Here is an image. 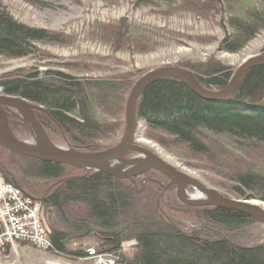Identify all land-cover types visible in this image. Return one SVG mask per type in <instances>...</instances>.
Listing matches in <instances>:
<instances>
[{
    "label": "trees",
    "instance_id": "16d2710c",
    "mask_svg": "<svg viewBox=\"0 0 264 264\" xmlns=\"http://www.w3.org/2000/svg\"><path fill=\"white\" fill-rule=\"evenodd\" d=\"M251 1L183 0L182 7L188 10L191 7L196 15L200 13V3L204 13L225 10L229 18L223 27L228 26L229 30L221 44L223 49L237 52L264 29V0H258L259 6ZM120 23H113L103 31L110 40L120 37L117 30L121 29ZM53 39L47 30L17 22L0 5V56H29L36 52V42ZM181 66L188 68L185 64ZM193 72L203 86L221 90L233 70L200 64ZM132 80L133 75L126 73L113 78L84 79L47 69L5 73L0 77V87L7 95L43 108L44 112L38 109L42 111L38 120L53 141L65 139L72 149L94 152L111 146H104L103 141L114 140L124 123V104ZM143 96L137 114L143 127L159 129L176 138L177 146L188 154L210 152L215 146L221 148L215 169L227 172L231 183H217L236 198L264 201V171L236 170L235 156L227 149L253 143L264 146V102L260 103L264 100V66L249 69L239 93L230 100L207 101L171 77L157 80ZM0 155L2 177L41 202L43 212L53 214L69 205H82L85 216L81 224L89 221L98 228L111 246L110 251L120 254L119 264H264V243L238 249L205 232L190 234L181 232L186 229H176L172 224L177 217L170 213L167 218L158 210L160 187L156 182L150 181L141 192L142 188L138 190L130 180L102 172L29 159L2 148ZM166 196L170 198L169 194ZM137 203L142 206L140 211ZM162 203L163 200L161 206ZM183 206L188 216L194 214V220L196 210ZM203 212L204 225H219L226 232L235 231L234 239L255 241L252 235L247 237L240 232L246 226L256 225L250 217L222 209ZM58 219L64 229L72 231L51 229L49 250L65 256L70 254L69 237L85 233L86 228L79 223L71 226L63 214ZM131 242H134L130 246L132 254L122 255L123 244ZM9 250L7 247L5 251Z\"/></svg>",
    "mask_w": 264,
    "mask_h": 264
},
{
    "label": "rangeland",
    "instance_id": "374dc122",
    "mask_svg": "<svg viewBox=\"0 0 264 264\" xmlns=\"http://www.w3.org/2000/svg\"><path fill=\"white\" fill-rule=\"evenodd\" d=\"M251 3L260 5L258 0H253ZM0 5L18 22L47 30L55 37L50 42H36L37 50L29 56L22 58L0 56V77L9 72L34 73L47 69L62 71L76 77L113 78L124 73H137L143 76L149 70L158 67L184 64L190 72L200 64H211L215 68L223 66L237 71L244 62L252 60L255 56L264 55V29L237 52L223 49L221 43L225 40L226 31L229 30L228 26L223 27V22L228 21L229 15L223 9V11L219 9L217 13L208 10L204 13L201 11L204 10L201 3L200 13L197 15L191 7L189 10L182 7L183 0L147 2L143 0H0ZM113 23L121 24V29H117L121 32L117 40H110L107 33L103 32ZM103 33L107 38L102 37ZM98 65L101 66V70ZM230 80L225 86L231 82ZM209 90L219 91L212 88ZM262 102L264 100L260 103ZM39 109L44 112L42 107ZM42 111L37 112L33 109L36 117ZM12 112L17 116L9 117L13 134L22 140H32L34 133L23 120L21 113L14 109ZM122 122L124 123L115 139L103 141L104 146H113L121 141L125 131V120L123 119ZM14 125H17V128ZM143 128L146 134L142 133L139 144L160 155L169 164L212 188L217 182H230L231 179L227 178L228 173L215 169V163L205 158L204 153H185L179 148L181 146H177L176 138L159 129ZM53 142L61 148L69 146L65 139ZM214 148L220 153L221 148L218 149L216 146ZM227 149L235 156L236 170L249 168L255 171L260 168L259 170L264 171V146L253 143ZM140 188L141 186L137 189ZM219 188L224 195L237 199L233 193ZM254 200L264 203L261 199ZM140 202L142 204V201ZM139 205L137 207L140 211L142 206ZM79 206L69 205L53 214L48 213V210L41 212L49 232L52 231L51 229H61L71 233L72 229H64L61 226L58 219L61 214L71 226L79 223V226L86 228L85 233L69 237L67 250L70 254L64 256L51 250H40L23 241L15 250L12 248L11 251L2 253L0 264H100L102 260L105 264H119L120 254L115 255L110 251L111 246L98 232V228L93 227L89 221L81 224L84 220L85 208ZM160 206L161 204L158 205ZM167 214H170V211H167ZM193 215L190 214L189 219L185 214L184 217L173 220L175 223L178 221L182 229L189 231L196 226L193 224ZM240 232L247 237L252 235L255 239L254 243L264 241L262 225H252ZM132 243L134 246V242L123 244L122 255L132 254L134 251L133 247H130Z\"/></svg>",
    "mask_w": 264,
    "mask_h": 264
},
{
    "label": "water",
    "instance_id": "95a60500",
    "mask_svg": "<svg viewBox=\"0 0 264 264\" xmlns=\"http://www.w3.org/2000/svg\"><path fill=\"white\" fill-rule=\"evenodd\" d=\"M256 66H264V55L258 58L253 57L252 60L244 62L232 76L231 82L219 91L206 89L198 82L193 72L179 66L166 65V67L156 71L146 72L127 96L124 116L125 131L121 141L116 146L94 152H80L74 148L72 149L69 144L67 147H59L51 140L42 123L35 116L33 109L38 111L39 107L20 97L0 93V146L17 156L20 155L29 159L33 158L38 161L72 168L102 172L122 180H134V178L149 172L150 169H154L162 172L171 180L169 187L172 185L177 187L178 199L182 204L190 207L212 206L225 210L239 211L264 226V208L255 204L254 202L256 201L254 199L245 201L233 200L227 195L225 196L214 189L207 188L199 180L192 178L184 171L178 170L174 165L157 157L153 151L136 144L137 138L142 135L144 129L138 124L136 102L150 84L158 79L170 76L184 83L194 94L205 100H228L238 93L246 72ZM12 109L21 113L23 120L32 130L34 136L35 133L37 134L38 141H22L13 134L9 116H17L12 112ZM128 152H139L140 156L126 160L123 156ZM186 186H192L200 191L203 194L202 200L192 201L186 199L183 190ZM166 189L164 187L161 195Z\"/></svg>",
    "mask_w": 264,
    "mask_h": 264
},
{
    "label": "built area",
    "instance_id": "2783aa9c",
    "mask_svg": "<svg viewBox=\"0 0 264 264\" xmlns=\"http://www.w3.org/2000/svg\"><path fill=\"white\" fill-rule=\"evenodd\" d=\"M0 211L6 221L0 229V253L17 241H26L38 249L49 248V234L41 219L39 202L21 188L5 182L0 175ZM11 211V213H8Z\"/></svg>",
    "mask_w": 264,
    "mask_h": 264
},
{
    "label": "bare ground",
    "instance_id": "6f19581e",
    "mask_svg": "<svg viewBox=\"0 0 264 264\" xmlns=\"http://www.w3.org/2000/svg\"><path fill=\"white\" fill-rule=\"evenodd\" d=\"M14 18V17H13ZM16 20V19H15ZM17 21V20H16ZM18 22V21H17ZM20 23V22H19ZM37 28V27H36ZM104 36V34L102 35V37ZM256 58H258L259 56H255ZM262 57V56H261ZM174 66V65H173ZM179 67H181V68H183V69H185V70H187L185 67H183V66H181V65H179ZM98 68L101 70V67H99V65H98ZM162 67H158V68H156V69H152V70H149L148 72H153V71H156V70H158V69H161ZM236 73V71H234L233 70V73H232V76L234 75ZM133 75V80H132V84H131V86H132V88L130 89V91L128 92V94L126 95V101H125V104H124V108H125V106H126V102H127V99H128V95H129V93L133 90V88L135 87V84L137 83V82H139L142 78H143V76H140V74H137V73H134V74H132ZM231 76V77H232ZM76 77V76H75ZM167 77H170V76H167ZM167 77H163V78H167ZM78 78H80V77H78ZM81 78H84V79H90V77H88V76H83V77H81ZM163 78H161V79H163ZM171 78H174V77H171ZM176 79V78H175ZM158 80H160V79H158ZM177 80V79H176ZM155 83V82H154ZM153 84V83H152ZM152 84H150L147 88H149ZM205 87V86H204ZM146 88V89H147ZM206 88V87H205ZM146 92V90L140 95V97H139V99H138V101L136 102V107H137V113H138V110H139V106H140V104H141V102H142V100H143V98H144V93ZM87 110H88V107L86 108ZM125 110H126V108H125ZM125 112V111H124ZM9 117H11V116H9ZM10 126H11V123H10ZM140 126H143V125H140ZM28 137V136H27ZM27 137H24V138H27ZM22 140V139H21ZM22 141H27V142H29L28 140H26V139H23ZM32 141L33 142H35V141H38V136H37V134L35 133V136H34V138L32 139ZM31 142V141H30ZM0 148H2L1 146H0ZM3 150H5L4 148H2ZM6 152H10L9 150L7 151V150H5ZM10 153H12V152H10ZM204 153H206V154H203L204 155V157L205 158H207L208 160H210V161H212L213 163H216L217 161V159H219L218 157H219V153H217L216 152V150H215V148H213L212 150H210V152L209 151H206V152H204ZM14 154V153H13ZM1 156V155H0ZM1 174V173H0ZM193 178V177H192ZM195 178V177H194ZM196 179V178H195ZM198 180V179H197ZM200 181V180H199ZM201 182V181H200ZM201 184L203 185V186H205V187H207V188H210V189H214V190H216L217 192H219V193H221V194H223L222 193V191L220 190V188L219 187H221L222 188V186H220L218 183H215L214 184V188H212V187H210V186H208V185H206L205 183L203 184L202 182H201ZM185 188H188V189H186L185 191H187V193L189 194V196H188V200H192V201H198V200H202V197H203V194L200 192V191H198L196 188H194V187H192V186H186ZM189 189H191L192 191H193V193L194 194H192V191H190ZM223 189V188H222ZM25 194V193H24ZM26 195V194H25ZM224 195V194H223ZM26 196H28V195H26ZM226 196V195H225ZM29 197V196H28ZM177 197H178V195H177ZM31 198V197H30ZM232 199V198H231ZM249 199V198H248ZM248 199H242V198H238L237 197V199H233V200H241V201H245V200H248ZM178 201H180L179 199H178ZM177 201V202H178ZM176 202V199H174V201L172 200V201H169V203H170V205H168V204H163L161 207H158V210L160 211V213L162 214H165V217H169V215L170 214H167V211H170V213H172V214H174V215H177V216H175V217H178L179 219L181 218V217H184V215L186 214V213H184L187 209L183 206V205H181L180 203H177ZM253 202V201H252ZM255 204H257V205H261V207L262 208H264V203H262V202H254ZM156 204H157V202H156ZM158 205V204H157ZM193 208H195L196 209V212H195V218H194V221H193V224H196V226H195V228L193 229V230H189V231H187V230H184V231H181L182 230V226H180L179 225V223L177 224V223H173V226L176 228V229H178V230H180L181 232H186L187 231V233H190V234H194L195 232L196 233H200V234H202L201 232H205V233H207V234H211V236H213L214 238H218V239H222L223 241H225L227 244H230L231 246H234V247H236V248H246V249H249V247L248 246H250V245H261L262 243H264V241L263 242H261V243H254V242H252V241H250V242H248V240H243L244 238H239L238 240L237 239H234L235 237H234V232L235 231H232V232H226L225 230H224V228L223 227H220L219 225H217V226H212V225H205V226H202V225H204V223H205V217H204V215H205V213L203 212V211H205V212H207V211H215L216 209H222V210H225V209H223V208H218V207H212V206H205V207H203V206H194ZM227 210H229V211H233V210H230V209H227ZM226 210V211H227ZM234 212H237V211H234ZM239 212V211H238ZM237 212V213H238ZM8 213H11V211H8ZM239 213H241V212H239ZM241 214H243V213H241ZM3 215H4V213H3ZM3 215H2V217H1V211H0V229H1V227H2V224H5V220L3 219ZM244 215V214H243ZM167 217V218H168ZM187 218L189 217L188 215L186 216ZM249 218V217H248ZM189 219V218H188ZM187 221V220H186ZM186 221H184V222H186ZM252 225H249V226H246V227H244V229H247V228H249V227H251ZM103 236V235H102ZM104 238V237H103ZM105 239V238H104ZM49 246L51 247L52 246V241L50 240V236H49ZM248 245V246H247ZM52 264V263H51ZM100 264H105L104 262H103V260H102V262L100 263Z\"/></svg>",
    "mask_w": 264,
    "mask_h": 264
},
{
    "label": "flooded vegetation",
    "instance_id": "af4514ba",
    "mask_svg": "<svg viewBox=\"0 0 264 264\" xmlns=\"http://www.w3.org/2000/svg\"><path fill=\"white\" fill-rule=\"evenodd\" d=\"M37 119H38V116H37ZM138 156H140V153L128 152L123 157L127 160V159H131V158H138ZM130 181L136 185V188L141 186L142 189L139 190L141 192L145 189L146 185L148 183H150V181L156 182L160 187V192H159L160 194H159L157 200L159 201V203L161 202V200H163L162 205L164 203L170 205L169 201H172L173 198L176 199V201H178L177 187L173 186V185L171 187H169L168 185L171 183V180L166 175H164L162 172L156 171L154 169H150L149 172H147L146 174L141 175L137 178H134V180H130ZM164 187H166L167 189L161 195V192L164 190ZM186 189H188V188H184L183 190L185 192V198L188 199L189 194L187 193V191H185ZM189 190L192 191L191 189H189ZM168 194H169L170 198H168L166 196ZM192 194H194L193 191H192ZM178 203H180L181 205H184L180 201H178ZM185 206H187V205H185ZM187 207H189V206H187ZM189 208L193 209L192 211L196 210L195 208H192V207H189Z\"/></svg>",
    "mask_w": 264,
    "mask_h": 264
}]
</instances>
